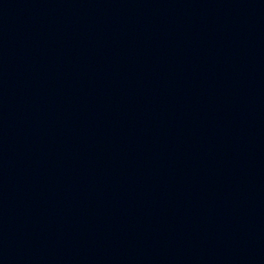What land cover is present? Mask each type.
Masks as SVG:
<instances>
[{
  "label": "water",
  "instance_id": "obj_1",
  "mask_svg": "<svg viewBox=\"0 0 264 264\" xmlns=\"http://www.w3.org/2000/svg\"><path fill=\"white\" fill-rule=\"evenodd\" d=\"M0 264H264V0H0Z\"/></svg>",
  "mask_w": 264,
  "mask_h": 264
}]
</instances>
